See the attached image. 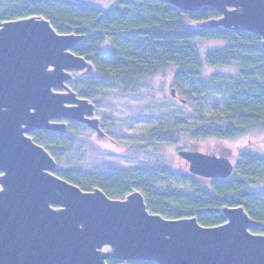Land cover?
<instances>
[{"label":"water","instance_id":"obj_1","mask_svg":"<svg viewBox=\"0 0 264 264\" xmlns=\"http://www.w3.org/2000/svg\"><path fill=\"white\" fill-rule=\"evenodd\" d=\"M162 1L216 11L212 24L259 35L264 47V0ZM84 37L58 32L41 15L0 22V264H264V233L252 231L263 224L243 206L223 207L226 221L207 226L151 212L140 191L111 198L56 174L57 160L31 133H69L59 121L68 120L103 134L95 103L69 85L74 71L93 72L73 51ZM171 94L182 100L175 88ZM178 154L198 177L234 172L225 155Z\"/></svg>","mask_w":264,"mask_h":264},{"label":"trees","instance_id":"obj_2","mask_svg":"<svg viewBox=\"0 0 264 264\" xmlns=\"http://www.w3.org/2000/svg\"><path fill=\"white\" fill-rule=\"evenodd\" d=\"M32 15L49 19L60 33L85 36L73 51L93 64V72L74 71L69 82L81 97L91 100L109 85L134 94L149 78L172 76V88L182 99L178 98V115L166 117L163 124L151 130L146 143L139 145L141 149L175 145L182 136L194 140L235 139L264 131L262 39L212 24L220 17L218 12H187L162 0H116L108 8L78 0H0V22ZM204 41L212 42L205 50L200 47ZM210 104L216 113L207 117L202 113ZM188 116L194 119L189 121ZM51 134V142H46L45 137ZM72 138L69 133L47 130L34 134L36 142L59 157L72 150ZM58 170L57 175L83 190L99 187L111 198L123 199L134 186L142 187L151 212L169 218L196 216L207 226L226 221L223 207L240 205L263 224L252 231L264 233V190L254 188L264 183V155L248 149L240 151L233 174L224 179L180 175L162 162L86 181ZM175 178L186 184L184 194L173 198L174 193H170L164 198L163 193L151 188L153 183Z\"/></svg>","mask_w":264,"mask_h":264},{"label":"rangeland","instance_id":"obj_3","mask_svg":"<svg viewBox=\"0 0 264 264\" xmlns=\"http://www.w3.org/2000/svg\"><path fill=\"white\" fill-rule=\"evenodd\" d=\"M78 1L104 8L111 7L116 2V0ZM211 44L210 41H204L201 42L200 47L205 50ZM201 52L205 53V51ZM87 71L89 70H85ZM218 71L227 72L229 70ZM171 89L172 76L170 74L158 75L145 80L134 94L123 93L119 87L113 85L102 88L91 100L96 105L94 117L100 121L103 134L99 135L97 130L84 123L77 122V124L68 120H59L67 123L69 135L73 137V148L69 153L60 157L52 155L57 160L58 169L63 174L69 173L73 178L86 181L94 180L104 174L118 173L162 162L177 174L193 175L189 170L188 162L178 154V148L225 155L234 165L242 150L248 149L264 155V131H254L235 139L194 140L182 136L175 145L149 146L146 150L141 149L139 145L146 143L151 130L163 124L166 117L173 114L178 115L175 110L180 100L172 96ZM212 106L210 104L203 107L204 113L202 114L207 117L215 115L216 112L213 111ZM193 119L194 116H188L189 121ZM36 132L31 133L30 136L34 138ZM52 135L45 137L46 142H51ZM186 187V184L177 178L151 184L154 191L165 195L164 198H167L170 193H174L173 198L176 194H184ZM254 188L264 190V183ZM132 191H140L147 204V195L142 187L134 186ZM105 249L110 250V247L107 246Z\"/></svg>","mask_w":264,"mask_h":264}]
</instances>
